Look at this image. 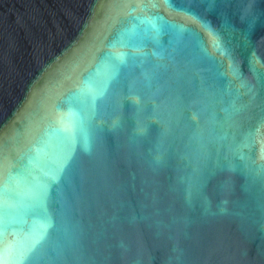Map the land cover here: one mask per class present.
<instances>
[{
    "label": "water",
    "instance_id": "1",
    "mask_svg": "<svg viewBox=\"0 0 264 264\" xmlns=\"http://www.w3.org/2000/svg\"><path fill=\"white\" fill-rule=\"evenodd\" d=\"M0 264H264V0H0Z\"/></svg>",
    "mask_w": 264,
    "mask_h": 264
}]
</instances>
